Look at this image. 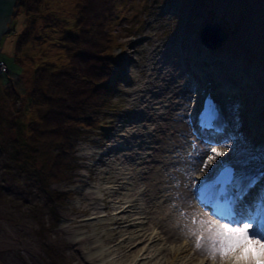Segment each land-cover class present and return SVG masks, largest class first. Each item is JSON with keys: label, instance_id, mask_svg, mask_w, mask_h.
I'll list each match as a JSON object with an SVG mask.
<instances>
[{"label": "rangeland", "instance_id": "rangeland-1", "mask_svg": "<svg viewBox=\"0 0 264 264\" xmlns=\"http://www.w3.org/2000/svg\"><path fill=\"white\" fill-rule=\"evenodd\" d=\"M198 1L199 3L202 1L212 3L213 0ZM198 1L119 0L120 12L113 27L117 44L113 49L116 54L114 70L117 77V83L113 91L114 96L111 100L113 106L100 112L97 117L99 119L97 125L86 129L74 143L72 151L74 162L72 164L75 168L73 167L74 170L71 168L72 170L68 171L69 178H71L57 179L50 182L49 189L65 193L66 196L60 202L51 200L48 192L43 190L37 176L11 158L12 146L10 141L15 134L10 127V123L13 120L12 118L17 115L15 109L19 103L18 97L23 95L26 89L30 71L40 65L60 66L67 63L63 48L57 45L56 42H58L57 38L59 36L73 30L74 13L80 0H44L45 6L38 14L14 11L7 22L6 31L0 39V264H163L164 259L161 258L159 252L162 247L171 248L174 243L163 239L158 227L146 225L144 220L143 225L134 227V224L136 225L143 215L141 210L144 207V201L142 195H138V191L143 188L141 180L138 179V184L134 185L126 176L128 178L126 182L121 185L119 190H116V184L102 179L101 176L119 171L124 172V168L120 169V167H123L120 162L125 161L129 153L135 155H133L135 160H132L136 163L140 158L147 159L151 153L152 142L146 139L144 134L140 135L141 132H136L134 137L126 135L128 130L135 131V123L148 135L149 132H152L153 127L150 121L144 122L134 119L132 111L135 108L138 109L140 104L133 106L130 99L133 92L142 88L141 80L145 81L152 71V69H149L152 64L151 61L155 65L158 58H163L162 53L155 55L152 51V44L167 41L173 44L178 35L177 31L182 26V22L180 18H176L177 14H179V17H181L180 14L191 15L186 26L191 31L196 29V27L194 29L196 20L193 19V15L199 12L203 14L204 19L198 23L197 32L205 22L219 23L227 33L226 36L231 35L233 29L239 28V24L234 27L231 26V22L227 19L228 12L226 10V14L215 15L209 9L205 10L204 5L201 7L197 3ZM189 3L191 6L188 9L185 6ZM236 14L241 19L244 11L241 10ZM247 14H250L248 9ZM30 20L35 23V28L32 30L29 40L22 46L21 54L14 58L15 43L21 36V32L28 29ZM171 44L170 46L174 48V45ZM198 45L197 38V40L187 43L184 50L178 46L176 49L179 48L178 52L181 54L175 55L174 58L178 61L179 58L181 59L187 54V50L191 51ZM209 52L223 56L224 60L226 58L223 53L225 49L218 48ZM148 54L149 60L146 59ZM209 54L211 56L213 53ZM151 56H155V59H151ZM165 58L171 59L169 55ZM183 60H186V58ZM194 62L193 65L197 67L201 78L202 74L205 73L203 71L204 67L198 64L197 59ZM221 62H213L214 69H212V65L207 68L210 70L206 69V71H209L208 74L214 75L217 67H223V62ZM231 63L228 66L229 71ZM3 64L5 65V71L2 67ZM179 65L181 69H175V74L179 77L180 75L187 77L189 74L188 78L191 79L193 86L185 94L187 96L192 95L189 103H193L194 87L198 85V81H196L198 78L183 70L184 62L181 61ZM181 70L184 72L178 74ZM244 73L249 77L251 83H247L243 88L245 95L241 93L234 99L238 103L236 107L242 110L241 117L236 119L242 126L237 131V135L239 134L237 140L235 136L236 142L242 140V133L246 138L244 139L246 142L252 140L253 133L250 131H255L257 126L259 127V122L256 123L252 115L259 109L264 111V90H258V82L255 83L257 78L253 70L245 68ZM261 76L264 77V73H261ZM150 77L156 79L154 74ZM217 77H220V74ZM175 79L177 80V78H174L172 82ZM176 84L178 82L174 81L173 85ZM155 92L157 91L155 90ZM139 93L143 94L145 92L140 90ZM244 96H247V101L253 102H249L247 105L243 104ZM153 99L151 100L153 111H161L162 108L160 107H164L166 102L161 101V96H156ZM176 107L178 106L176 105ZM232 111L234 110L232 109ZM187 112L185 119L193 130V126L189 123L191 107ZM234 120L232 118L231 123H229L228 134L225 133L219 143L214 140L213 146L230 147V138L236 129L233 125ZM192 137L196 138L195 140L209 143L203 137L196 136L195 133L192 134ZM258 139V142H262L264 145V139ZM108 147L112 151L108 155H102V152ZM115 156L120 158V162H118V159H114ZM98 157H101V161L98 160ZM206 158L207 156L204 157V160ZM112 160H115V162H112ZM110 163L116 167L110 166ZM138 166L142 168L141 164ZM203 167L202 162L200 169H203ZM88 174L94 175V177H88ZM194 175L197 176V173H194ZM192 186L190 185V192ZM109 194L110 198L115 201L113 202L112 214H122V216L130 214L129 219L122 222L123 227L133 224L135 233L142 227L139 233L144 231L145 234L153 236V238L149 237L143 240L144 234L140 240L137 239L130 247L123 250L118 248L114 242H104L101 234L109 227L104 223L107 221L108 216H106L107 210L104 198ZM131 194L136 196L137 199L132 207H128L126 205ZM84 195H90V198L82 197ZM84 206H91L92 209L80 212L83 220L85 222L97 220L98 223L93 222L83 226L70 225L69 217L71 214L74 211L76 212L77 208ZM122 208L123 210L120 211ZM217 223L221 222L218 221ZM126 232L128 231L125 230L116 242L126 238L128 236ZM84 236H89L90 239L83 244L81 254L84 257L80 261L70 247L69 242ZM181 242L183 244L184 240L182 239ZM132 249H134L133 253L130 252ZM189 250L190 252L186 251V255L182 257L178 264L188 261L189 256L192 255L190 254L192 249ZM123 253H127L126 256H123ZM141 256L143 261L136 263ZM77 258L82 263H78ZM84 258H88V260L85 261ZM177 258L170 257V260L176 262ZM212 260V258L208 261L198 259L196 264L217 263L216 261L212 262Z\"/></svg>", "mask_w": 264, "mask_h": 264}, {"label": "bare ground", "instance_id": "bare-ground-1", "mask_svg": "<svg viewBox=\"0 0 264 264\" xmlns=\"http://www.w3.org/2000/svg\"><path fill=\"white\" fill-rule=\"evenodd\" d=\"M197 3H199V1ZM263 3L264 0H245V2L244 0H213L212 3L206 1L199 3L201 7L204 5L205 10L209 9L215 15L226 14V10L228 12L227 19L231 22V26L234 27L236 24H239V28L237 27L233 29L232 34L227 36L222 45V47H224L223 49H225V60L223 59V56H221L220 59H201L198 62V64L203 65L202 67L208 68L213 62L222 61L225 71L222 70L221 66L217 68L219 69V72L225 74L228 73L229 63L232 62L228 77L222 78H226L223 79L225 85L233 84L235 93L245 88L247 83H251L248 79L249 77L244 73L245 68L253 70V73L257 78L255 83L258 82V90H264V77L261 76V73H264ZM190 6L189 3L185 7L189 9ZM247 9L250 11V14H247ZM241 10L244 11V14L240 19L239 15L236 13ZM180 16L181 17L177 14L176 18H180L182 26H180L177 31L178 35L173 41V44H171L170 41L152 44V51H154L155 55L162 53L163 56V58H158L156 60L155 65L154 62L151 61L152 64L151 67H149V69H152L149 75L151 76L154 74L156 79L151 78L148 75L145 81L141 80L142 88L139 89V91L142 90L145 93L140 94L139 91L133 92L130 99V103L133 106L140 104L138 109L135 108L132 111L134 119L136 118L144 122L150 121L152 122L153 127L152 132H149L148 135L145 131H142L139 126L137 127V124L135 123V131L131 132L128 130L126 135L128 137H134L136 132H141L140 135L144 134L145 138L152 142L151 153L148 155L147 159L140 158L138 163H136V161L133 162V160H135V155L133 153H129L128 158H125V161L123 162H120V158L115 156L114 159H118V162L123 166L120 167V169L124 168V172L119 171L114 174L101 176L102 179L116 184V190H119L121 185L125 183L128 178L134 185L138 184V179L141 180L143 188L138 191V195H142V200L144 201V207L141 210L143 215L141 216L142 219L136 225L134 224V227L143 225L142 222L144 220V224L158 227L159 233H161L163 239L174 243L171 248L162 247V250L159 252L161 258L164 259L163 264H178L182 257L186 255L187 252H190V248L192 249V253H190L192 255H190L188 261H185L183 264H196V261L198 263V259L201 261H203V259L208 261L211 258L206 251L195 247V239L192 240L195 236L189 234V229H199L201 227V219H216L210 217L208 211L196 202L193 195L194 187L190 192V185L196 184L197 186L221 161L232 160L240 171H244L252 165H260L261 167H264V160H261V157L259 156L264 154V146L255 147L256 142L259 141L256 136H253L251 138L252 140L246 142L244 140L246 138L242 133V140H239L240 142L235 141V136L237 137L239 135H237V131L242 127L236 119L241 117L242 110L236 107L238 104L234 101L236 94L231 93L230 98L232 99V109L234 111L231 110L230 115L227 117L228 125L225 127L224 132L215 135L210 133V136H206V141L213 142L216 140L219 143V140L228 132L227 127L229 126V123H231V119L234 118L233 125H235L236 129L231 135V141L229 142L230 147L223 148L222 145L217 146L221 151H224V155L217 157L208 165V167L200 169L204 157L208 155V143L202 142L198 139L195 140L196 138L194 139L192 137L193 130L188 125V121L185 117L187 116L188 109L193 106H191V104H194L196 101V96L199 95L198 93L204 84L202 83L203 76L200 78V72H198L197 67L193 65L195 63L194 60H196V56L199 58V54L204 56L201 49L204 50V53H207L205 50L207 48L197 46L191 51L187 50V54L181 59L179 58L178 61L174 57L181 54L178 52L179 48L176 49L178 46H180V49L183 48L184 50V46H186L187 43L197 40L198 23L204 18L203 14H200V12L194 14L193 19L196 20L194 23V29L195 27L196 29L191 31L186 28L188 23L187 20H190L191 15L180 14ZM170 44L174 45V48H172ZM167 55H169L171 59L165 58ZM185 58L186 60H183ZM146 59H150L149 54L146 55ZM151 59H155V56H151ZM181 61L184 62L183 70L195 75V77L198 78L196 81L200 82V84L198 83V85L194 87L195 93L193 95L195 96L192 98L194 101L193 103H189L192 95L187 96L185 94L190 91L193 86L191 79L188 78L189 74L187 77L183 75H180L179 77L175 74V69H181L179 65ZM184 71L181 70L178 74H181ZM174 78H177V80H174L178 82L176 85H173L174 81L172 82ZM209 87L210 86H208V88ZM155 90L157 92H155ZM149 92L150 94H148ZM243 95L245 94L243 93ZM156 96H161V101L166 102L164 107H160L162 108L161 111H153L152 109L151 100H154L153 98ZM246 98L247 96H244L243 99V104L245 105L250 102L247 101ZM176 105L178 107H176ZM263 112V109H259V111H255L252 115L256 123L259 122V127L262 130L264 129ZM192 114L194 115L193 111L190 112L189 123H191ZM257 132L259 131L257 130ZM237 139L238 137L236 140ZM110 151H112V149L108 147L102 152V155H108ZM98 160L101 161V157H98ZM115 160H112V162H115ZM246 160H248L247 163ZM139 164L142 165V168H139ZM110 166L116 167L111 163ZM194 173H197V176H195ZM90 176L94 177V175L88 174V177ZM126 176H128V178ZM82 197L90 198V195H84ZM110 197L109 194L104 198V202L106 203L105 208L107 210L106 216L108 215L107 221L104 223L109 225V227L103 234H101V238L104 242H114L118 248L123 250L130 247L137 239L140 240L145 233L144 231L139 233L142 228L140 227L139 230L136 231V234L135 229L132 226L133 224H128L123 227L122 222L127 221L130 214L124 216H122V214H112L111 211L114 208L113 202L115 201ZM248 197L249 199H254V202H258L260 198L264 197V180L260 179L255 184L252 191L248 194ZM136 199V196L131 194L126 206L132 207L136 203ZM89 209H92V207L84 206L77 208L76 212L74 211L69 217V224L72 226H83L93 222L98 223L97 220L85 222L81 217L80 212H85ZM122 210L123 208L120 211ZM193 220L196 221L195 224L193 223ZM125 230L128 231L126 232L128 233V236L123 238L122 241L120 240L116 242ZM196 234L200 235L201 233L197 231ZM149 237L153 238V236L145 234L143 240H146ZM89 239V236H84L69 242L70 247L76 253L80 261H82L84 257L81 254L82 247H84L83 244ZM182 239L184 240L183 244H181ZM130 252L133 253L134 249ZM126 254L123 253V256H126ZM170 257L178 258L176 262H173L170 260ZM78 258V263H82ZM84 260L86 261L88 258H84ZM140 261H143L142 256L138 258L136 263ZM214 261L217 262L216 264H229L228 261L222 262L219 255L212 260V262Z\"/></svg>", "mask_w": 264, "mask_h": 264}, {"label": "trees", "instance_id": "trees-1", "mask_svg": "<svg viewBox=\"0 0 264 264\" xmlns=\"http://www.w3.org/2000/svg\"><path fill=\"white\" fill-rule=\"evenodd\" d=\"M118 2L80 0L73 30L56 42L67 63L34 67L18 97L17 115L10 123L15 134L10 141L11 158L31 170L55 202L66 195L49 189L50 182L71 178L74 143L86 129L97 125L100 112L113 106L117 83L113 27L120 12ZM44 6V0H17L15 12L38 14ZM27 28L15 43L14 58L21 54L35 23L30 20Z\"/></svg>", "mask_w": 264, "mask_h": 264}, {"label": "snow or ice", "instance_id": "snow-or-ice-1", "mask_svg": "<svg viewBox=\"0 0 264 264\" xmlns=\"http://www.w3.org/2000/svg\"><path fill=\"white\" fill-rule=\"evenodd\" d=\"M202 117V127H215L213 105H208ZM212 143H208L209 154L203 161L205 168L224 155V151ZM213 172L211 183L205 185L210 198L207 203H212L214 215L223 222L201 219L199 229H189V234L195 236V247L206 251L212 259L219 255L222 262L229 264H264V197L258 202L248 197L257 178L247 177L224 164L218 165ZM260 179L264 180V169ZM197 231L201 234L197 235Z\"/></svg>", "mask_w": 264, "mask_h": 264}, {"label": "water", "instance_id": "water-1", "mask_svg": "<svg viewBox=\"0 0 264 264\" xmlns=\"http://www.w3.org/2000/svg\"><path fill=\"white\" fill-rule=\"evenodd\" d=\"M17 5V0H0V39L2 34L6 31L7 28V22L9 21V19L11 18V15L14 13L15 11V7ZM227 33L221 28V26L219 25V23L217 22H205L201 28L198 31V46L201 47H206L207 49H205L207 51V53H204V50L201 49V52L204 54L200 55V58L196 59L198 61H200L201 59H207V60H214V59H220V55L218 56L217 54H215L214 52H209L210 50H214V49H218V48H224L222 47L223 43L225 42L226 38H227ZM200 52V50H199ZM209 53H213L211 54V56H209ZM224 53V52H223ZM213 66V63L211 64ZM200 66H203L202 64H200ZM222 70L225 71V69L221 66ZM207 67H204L203 71L205 73H203V81L202 83L203 86L204 85H208L210 86L209 89L211 90V92H213V94L215 95V97L219 100V102L221 103V112L225 113L227 115V117L230 115V111L232 110V99L230 98V94L231 93H235V88L233 86V84H230L229 86L225 85L223 83V79L226 78H222V77H228V73L230 72L228 69V73H221L219 72V69L217 68V71L215 72L214 75H209L207 73H209V71H206ZM214 69V68H213ZM210 70V69H207ZM200 71V70H199ZM220 74V77H217V75ZM212 79V80H211ZM209 84H206L208 83ZM241 93L245 94V90L242 89L238 92H236V97L237 95H241ZM225 110V111H224ZM261 120V119H260ZM263 128H264V120H263ZM257 130L259 132H257ZM253 136H256V138H262L264 139V129H260V127L257 126V129L251 130L250 131ZM255 134V135H254ZM263 147V143L262 142H256L255 147ZM261 157V160H264V154L259 155ZM257 169H264V167H261L260 165L257 166H250L249 168H246L243 173H246L248 175V177H252V176H256L255 170ZM251 173H250V172ZM253 173V175H252ZM252 175V176H251ZM260 180L257 179V182ZM256 182V183H257Z\"/></svg>", "mask_w": 264, "mask_h": 264}, {"label": "built area", "instance_id": "built-area-1", "mask_svg": "<svg viewBox=\"0 0 264 264\" xmlns=\"http://www.w3.org/2000/svg\"><path fill=\"white\" fill-rule=\"evenodd\" d=\"M2 67H4V71H5V65L3 64V66ZM1 69H3V68H1ZM2 71V70H1Z\"/></svg>", "mask_w": 264, "mask_h": 264}]
</instances>
